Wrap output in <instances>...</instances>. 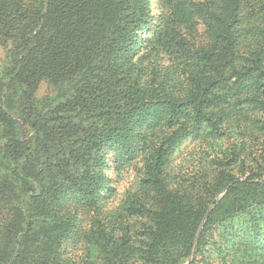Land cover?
Masks as SVG:
<instances>
[{
	"label": "trees",
	"instance_id": "obj_1",
	"mask_svg": "<svg viewBox=\"0 0 264 264\" xmlns=\"http://www.w3.org/2000/svg\"><path fill=\"white\" fill-rule=\"evenodd\" d=\"M160 4L0 0V264H264V0Z\"/></svg>",
	"mask_w": 264,
	"mask_h": 264
},
{
	"label": "rangeland",
	"instance_id": "obj_2",
	"mask_svg": "<svg viewBox=\"0 0 264 264\" xmlns=\"http://www.w3.org/2000/svg\"><path fill=\"white\" fill-rule=\"evenodd\" d=\"M151 9L152 14L154 17H157L160 14L161 11V4L160 0H151ZM201 32V30H200ZM0 55H2V48L0 47ZM114 166H109L105 173L111 177V184L113 187H115V195L113 199V204L116 205L117 202L123 197V193L126 189L132 187V184L134 183V173L131 170V168H122L119 172H116V169L114 170ZM212 256H210V260L212 264L218 263L216 257L213 256V253H211ZM220 263V262H219ZM187 264V262L185 263Z\"/></svg>",
	"mask_w": 264,
	"mask_h": 264
}]
</instances>
